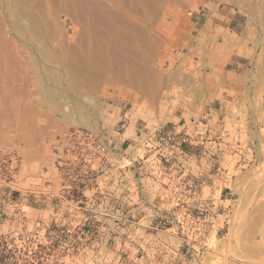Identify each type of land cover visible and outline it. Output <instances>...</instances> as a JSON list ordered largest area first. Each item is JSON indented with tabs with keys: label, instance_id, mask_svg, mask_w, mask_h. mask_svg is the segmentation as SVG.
<instances>
[{
	"label": "rangeland",
	"instance_id": "374dc122",
	"mask_svg": "<svg viewBox=\"0 0 264 264\" xmlns=\"http://www.w3.org/2000/svg\"><path fill=\"white\" fill-rule=\"evenodd\" d=\"M102 1L117 9L114 0ZM152 1L160 6L156 4L161 14H156V23L145 29L137 21L144 32L139 39L146 35L152 40V53L139 50L141 46L138 51L129 49V58L135 52L141 55L135 62L140 64L124 69L125 75L146 79L141 87L133 86L136 80L132 82L130 75L129 81L121 80V65L110 57L113 49L121 51V43L109 36L106 47L100 48L109 57L102 75L92 78L90 65L86 77L75 81L77 92L67 82V45L82 50V42H89L90 54L96 49V36L83 21L64 17L65 8H40L54 38L47 40L53 64L40 57L37 64L43 61L39 65L55 67L57 74L61 69L63 83L57 87L60 84L61 97L69 103L67 89H72L68 96H78L80 103L70 113L73 120L79 118L78 125L38 97L27 69L38 53L24 44L21 33L7 29V15L0 10V42L5 40L0 43V85H9L0 89L10 88L9 94L0 90V264H147L137 258L142 251L150 256L149 264H264V0ZM239 6L249 11L253 6L249 22ZM212 9L222 25L214 21L202 32ZM234 18L236 32L227 26ZM9 45L22 47L19 56ZM84 95L95 105L88 109ZM182 121L183 128H177ZM64 127L72 133L61 146L57 140ZM174 132L176 146L169 142ZM184 134L187 139L182 141ZM120 164L121 188L114 169ZM143 170L157 180H140ZM68 185L74 189L71 196ZM85 190L93 209L70 208L84 203ZM140 190L152 207L148 219L137 213ZM108 191L112 196L103 199ZM105 204L109 209L121 207V212H109L106 220L101 216ZM115 217H121L119 229L111 226ZM102 221L109 226H102ZM249 228L255 230L254 250L246 241ZM122 242L133 255L120 260Z\"/></svg>",
	"mask_w": 264,
	"mask_h": 264
},
{
	"label": "bare ground",
	"instance_id": "6f19581e",
	"mask_svg": "<svg viewBox=\"0 0 264 264\" xmlns=\"http://www.w3.org/2000/svg\"><path fill=\"white\" fill-rule=\"evenodd\" d=\"M157 1V0H155ZM160 1V0H159ZM167 2V0H165ZM174 1V0H173ZM178 1V0H177ZM182 1V0H181ZM219 1V0H218ZM240 1V0H238ZM115 2V7H117V9H112L111 6H106V4H103V1L102 0H0V10H2V13L4 15H7V29L9 27V31L11 29V31H13V33H17L20 35V33L22 34L21 36L23 37L22 41L23 42H26L24 43L25 45H30L32 47L31 49V52L32 50L33 51H37L36 54H37V57H31L30 58V64L28 65V62H27V66H28V70H29V75H30V78L33 79L31 82L35 81V85H36V90H37V93H38V97L39 98H42L43 101H45L47 104L51 105V107L53 108H56L58 109L57 112H60L62 114V116L65 118H69L72 117L71 116V110L72 109H75L76 106L78 105V103H80L78 101V98H75V97H78L77 95L74 97L72 96V94H70L68 96L69 93H71L70 91L74 88H76L78 85V82H75L76 80H79V78L83 79L84 77H86L87 75V71L90 69V65L92 66L91 70V75H93L92 78H95V77H99L101 74L100 70L102 68V65L103 67L105 66V62L109 59V57H106L104 56L105 54L102 53V49L100 48H103L104 45H106L107 43V38L109 36H112L114 37L115 39L117 40H120L119 43H121L120 45H117V49H120L121 47V51H116L115 49H113V54L110 56L112 57L115 62L118 63V65H121V80H127L129 81V78H131V81L133 82L134 80H139L138 83L136 82H133L134 83V87H141V82H143V80H141L142 78L139 77V79H134V75L131 76L130 74H127V75H130L131 77L129 78H126L127 75L124 74V69H126L125 67L128 66V64L130 65H134V63L136 61H139L137 58L140 59L141 55L137 52L133 53V55H131V57L129 58L128 55H127V51L129 52L132 48V50L135 48L137 49L138 51V46H141L139 50H142V51H145V53L147 52L149 55L152 53V49H153V43L149 40V38L147 39L146 38V35L145 37H143V39H139L141 38L144 34L143 31H139V30H142V28L137 25V21H142V26H144L145 29H151L152 28V25L154 23H156L155 19H157V15H159V13H157V8H159L160 6L155 3L154 1L152 0H114ZM155 3V6L153 5ZM259 2V0H258ZM161 3V2H160ZM253 3V1H252ZM251 3V4H252ZM43 4L47 5V6H50L51 4H57L59 5V7H63L65 8V10L63 12L64 14V17H66L69 21L75 23L76 20H79L80 22L83 21L84 23L83 24H86L87 26H90L91 29H92V32H94L93 34L96 36V40L92 37V39H94L95 41V47L96 49L93 50L92 52L93 53H88V45H89V42H82L83 44V47L84 49L82 50H79V48H72L70 47V45H67L66 43H64L65 45L68 46V50L70 51V53H67L69 54L67 58H65L64 60V63L66 65V68L68 70H66V77L68 75L69 77V80L67 81L69 84H70V87H72V89H67V97H69L68 99L71 100V103H69L65 98L63 99L61 97V90L59 89V85L57 87V84L58 83H61L62 82V79L64 78L62 73L59 74L61 72V69L58 70V74H57V69L56 71H54L55 67L51 69H48V68H43L42 65H39L41 64V62L43 61H40L38 64H37V60L39 59V57L42 59V60H50V57H49V50L47 49V40L50 39L52 36H51V30L48 31L49 29L45 28L47 26V24L44 23V17L47 18L44 14L45 13H42L43 10H41L40 8L43 7ZM156 4L159 6V7H156ZM162 4V3H161ZM249 4V3H248ZM51 5V6H52ZM56 5V6H57ZM170 5V4H169ZM236 5V4H235ZM129 6H131L132 8H130ZM154 6V7H153ZM262 6V5H261ZM55 7V6H54ZM54 7H51L52 9H54ZM174 7V6H173ZM256 7V6H255ZM45 8V6H44ZM50 8V7H49ZM58 8V7H57ZM169 8V7H168ZM249 8V7H248ZM247 8V9H248ZM250 8H251V5H250ZM258 8V7H257ZM264 8V7H263ZM46 9V8H45ZM145 9L146 12H144L143 10ZM162 9V8H161ZM172 9V8H171ZM217 9V8H216ZM238 11L240 14L243 15V17H246L247 19V22H249L251 20V10L253 9V6H252V9L249 11L247 9H244L243 7L239 6L238 7ZM142 10V11H140ZM254 10V9H253ZM172 11V10H171ZM170 11V12H171ZM210 11V10H209ZM255 11V10H254ZM44 12V11H43ZM143 12V13H141ZM160 12V11H158ZM162 12V11H161ZM237 12V11H236ZM165 13V12H164ZM256 14V12H254ZM54 14V13H52ZM255 14H253L255 16ZM3 15V16H4ZM44 15V16H43ZM49 15V14H48ZM161 15V14H160ZM159 15V16H160ZM2 16V17H3ZM218 16V13L217 11L215 10H211L210 11V16L209 18H207L206 20V23H205V28H208L209 26H211V22L216 19V17ZM252 16V18L254 17ZM258 16V14L256 15ZM5 19V18H4ZM158 20V19H157ZM255 20V19H254ZM264 21V20H263ZM2 21H0L1 23ZM48 22V20H47ZM46 22V23H47ZM52 23V22H51ZM51 23H48V27H50L51 29L53 28L52 25H50ZM82 23V22H81ZM45 24V26H44ZM82 24V25H83ZM140 24V23H139ZM2 26V24H0ZM77 25H79L77 23ZM141 25V24H140ZM0 26V27H1ZM52 26V27H51ZM80 26V25H79ZM137 26V27H136ZM157 26V25H156ZM159 26V25H158ZM260 26V25H259ZM85 27V26H84ZM47 29V30H46ZM80 29V27H79ZM83 29V28H82ZM90 29V28H89ZM126 29V32H127V29H130V31L135 34H132L130 32L129 33H126L124 30ZM163 29V28H162ZM258 29V28H257ZM75 30V29H74ZM86 30V29H84ZM88 30V29H87ZM144 30V29H143ZM54 32V30H52ZM78 31V30H77ZM80 31V30H79ZM83 31V30H82ZM164 31V29H163ZM2 32V31H1ZM0 32V33H1ZM6 32V31H5ZM59 32V31H58ZM91 32V33H92ZM146 32H148L146 30ZM4 33V32H3ZM8 31L5 33L7 34ZM12 33V32H11ZM89 33V32H87ZM86 33V36L88 35ZM89 33V34H91ZM151 33V32H150ZM256 33V32H255ZM50 34V36H49ZM82 34V33H81ZM85 34V33H84ZM258 34V33H257ZM10 35V34H9ZM16 35V34H14ZM92 35V36H94ZM17 36V35H16ZM89 36V35H88ZM148 36V35H147ZM150 36V35H149ZM148 36V37H149ZM155 36V35H154ZM84 37V38H83ZM83 39H85V35H83ZM139 39V40H143V44L139 45V40L138 41H135L136 38ZM157 37V36H156ZM1 38V37H0ZM5 38V36H4ZM18 37H16L17 39ZM21 38V37H20ZM19 38V40L21 41V39ZM77 38V37H75ZM79 38V39H81ZM90 38V37H89ZM15 39V38H14ZM13 39V40H14ZM54 39V38H53ZM52 38L50 40H53ZM62 39V38H61ZM72 39V38H70ZM91 39V40H92ZM105 39V40H104ZM112 39V38H110ZM136 39V40H137ZM151 39V38H150ZM232 39V38H230ZM2 42L3 39H1ZM18 40V39H17ZM66 40V38H64V41ZM74 40V39H72ZM76 40V39H75ZM82 40V39H81ZM80 40V42H81ZM87 40V39H86ZM157 40V39H156ZM155 40V41H156ZM63 41V40H62ZM83 41V40H82ZM159 41V40H158ZM254 41V40H253ZM0 42V43H2ZM15 42V41H13ZM52 42V41H51ZM61 42V41H60ZM66 42V41H65ZM71 42V41H70ZM90 42H93V41H90ZM114 42V41H113ZM115 42H118V41H115ZM157 42V41H156ZM261 42V41H260ZM10 43V42H9ZM8 41H7V44H9ZM53 43V42H52ZM111 43V42H110ZM117 43V44H119ZM230 43V42H229ZM60 44V43H59ZM62 44V43H61ZM73 44V42H72ZM71 44V45H72ZM81 44V43H80ZM3 45V43H2ZM11 45H12V42H11ZM9 45V47H11V51H16L15 54L18 52L17 50H20L21 48L18 47V49L14 48L13 46ZM15 45V44H13ZM24 45V46H25ZM65 45H63L65 47ZM78 45H79V42H78ZM113 45V44H112ZM157 45V44H156ZM5 46V44H4ZM3 46V47H4ZM60 46V45H59ZM62 46V45H61ZM62 46V47H63ZM66 46V47H67ZM93 46V45H92ZM116 46V45H115ZM160 46V45H159ZM2 47V48H3ZM16 47V46H15ZM56 47V46H55ZM70 47V48H69ZM106 47V46H104ZM134 47V48H133ZM8 48V47H6ZM26 48V47H25ZM72 48V49H71ZM92 48V47H91ZM4 49V48H3ZM2 49V50H3ZM9 49V48H8ZM9 49V51H10ZM15 49V50H14ZM30 49V48H29ZM53 49V48H52ZM98 49V50H97ZM104 49V48H103ZM111 49V48H110ZM200 49V48H199ZM229 49V48H228ZM7 50V49H6ZM27 50V49H26ZM102 50V51H101ZM133 50V51H134ZM21 51V50H20ZM68 51V52H69ZM108 51V50H107ZM2 52V51H1ZM7 52V51H6ZM23 52V51H22ZM105 52V51H104ZM10 53V52H8ZM14 54V52H11V54ZM25 53V52H24ZM35 53V52H33ZM55 53V52H54ZM108 53V52H107ZM106 53V54H107ZM144 53V52H143ZM1 54V53H0ZM21 54V53H20ZM23 54V53H22ZM35 54V56H36ZM66 54V53H65ZM111 54V53H110ZM129 55L132 54L131 53H128ZM2 55V54H1ZM10 55V54H9ZM18 55V53H17ZM24 55V54H23ZM140 55V57H138ZM14 56V55H13ZM19 56V55H18ZM17 56V57H18ZM56 56V55H55ZM148 56V55H147ZM9 57V56H8ZM6 58V57H5ZM14 58V57H13ZM12 58V59H13ZM19 58V57H18ZM38 58V59H37ZM144 58V57H143ZM153 58V57H152ZM9 59H11V56L9 57ZM12 59L10 61H12ZM15 59V58H14ZM28 59V58H26ZM22 60V59H21ZM143 60V59H142ZM140 60V61H142ZM14 61V60H13ZM27 61V60H26ZM113 61V60H112ZM6 62V61H5ZM18 62V61H17ZM15 62V64L17 63ZM45 62V61H44ZM109 62V61H108ZM149 62V61H148ZM46 63V62H45ZM138 63V62H137ZM143 63V62H142ZM145 63V62H144ZM153 63V62H152ZM264 63V62H263ZM2 64V63H1ZM0 64V65H1ZM9 64V63H7ZM18 64V63H17ZM49 64V63H48ZM53 63L51 62V65ZM115 64V63H114ZM136 64V63H135ZM140 64V63H138ZM138 64H136L135 66H138ZM11 65V64H10ZM13 65V64H12ZM19 65V64H18ZM24 65V64H22ZM44 65V64H43ZM130 65L128 67H130ZM146 65V63H145ZM144 65V66H145ZM15 66V65H14ZM46 66L49 67V65H47L46 63ZM55 66V65H54ZM61 66V65H60ZM16 67V66H15ZM24 67V66H23ZM118 67V66H117ZM133 67V66H132ZM146 67V66H145ZM2 68V67H0ZM43 68V69H42ZM26 69V70H27ZM120 69V68H119ZM17 70V69H16ZM19 70V69H18ZM17 70V71H18ZM24 69L22 68V71ZM97 70V72H96ZM98 70H99V73H98ZM132 70V69H131ZM3 71V70H2ZM60 71V72H59ZM13 72V71H12ZM28 72V71H27ZM94 72V73H92ZM132 72V71H131ZM1 73V71H0ZM2 74V73H1ZM13 77L16 76L15 73H13ZM20 74V73H19ZM22 74V73H21ZM177 74V73H176ZM90 75V77H91ZM106 75V74H105ZM155 75V74H154ZM157 75V74H156ZM5 76V75H4ZM12 76V75H11ZM25 76V75H24ZM23 76V77H24ZM28 76V75H26ZM173 76V75H172ZM176 77H178L177 75H175ZM173 76V78L175 77ZM17 77V76H16ZM133 77V78H132ZM136 77V76H135ZM29 78V77H28ZM102 78V77H101ZM119 78V79H120ZM126 78V79H125ZM141 78V79H140ZM6 79V78H4ZM14 81H16V78H13ZM12 79V80H13ZM19 79V78H18ZM24 79V78H22ZM67 78H65L66 80ZM133 79V80H132ZM176 79V78H175ZM184 79V78H183ZM30 79H28L29 81ZM97 80V79H96ZM99 80V79H98ZM146 80V79H145ZM144 80V81H145ZM13 81V82H14ZM25 81V80H23ZM27 81V80H26ZM84 81V80H83ZM156 81V80H155ZM10 82V81H9ZM22 82V81H21ZM66 82V81H65ZM90 82V81H88ZM95 82V81H94ZM140 82V83H139ZM168 82V80H167ZM181 82V81H180ZM193 82V81H192ZM2 83V82H1ZM6 83V82H4ZM30 83V82H28ZM63 83V82H62ZM67 83V86H69ZM76 83V84H75ZM126 83V82H124ZM16 84V83H15ZM24 84V83H23ZM143 84V83H142ZM187 84V83H186ZM22 85V84H21ZM56 85V86H54ZM65 85V84H64ZM76 85V86H75ZM150 85V84H149ZM4 87L3 85H0V88ZM9 86L8 84L5 85V87ZM4 87V88H5ZM79 87V86H78ZM89 87V86H88ZM169 87V86H168ZM4 88H2L3 90L1 91H6L4 90ZM35 88V87H33ZM65 88V87H64ZM63 88V89H64ZM69 88V87H68ZM93 88V87H92ZM134 88V89H135ZM23 89V88H22ZM83 89V88H82ZM94 89V88H93ZM92 89V90H93ZM9 92H10V88L8 89ZM5 92L7 94H9V92ZM13 90V91H12ZM11 92H13V96L14 97V89H12ZM24 90V89H23ZM26 90V89H25ZM70 90V91H69ZM76 92H77V89H75ZM161 90V89H160ZM69 91V93H68ZM197 91V90H196ZM74 92V90H73ZM74 92V93H76ZM79 92L81 91H78V94ZM151 92V91H150ZM156 92V91H155ZM27 93V92H26ZM25 91L23 94H26ZM35 93V92H34ZM33 93V94H34ZM159 93V91L157 90V94ZM63 94V93H62ZM81 94V93H80ZM79 94V95H80ZM163 94V93H162ZM12 95V94H11ZM36 95V94H35ZM151 95V93H150ZM0 96H1V92H0ZM3 96V95H2ZM24 97H26L25 95H23ZM37 96V95H36ZM16 97V96H15ZM14 97V98H15ZM71 97V98H70ZM74 97V98H73ZM83 97V101H86V106L88 108V106H90V104H94V99L89 97V96H82ZM81 97V98H82ZM30 98V97H29ZM61 98L63 100H61ZM98 98V97H97ZM152 98V97H151ZM11 99V98H10ZM41 99V100H42ZM14 100V99H12ZM32 100V99H31ZM81 101V100H80ZM161 102V101H160ZM15 103V102H14ZM33 103V101H32ZM83 103V102H82ZM81 103V106H84L82 105ZM152 103V102H151ZM16 104V103H15ZM14 104V105H15ZM80 105V104H79ZM95 105V104H94ZM92 105V106H94ZM30 106V105H29ZM90 106V107H92ZM19 107V106H18ZM85 107V106H84ZM83 107V108H84ZM15 108V106H14ZM26 108H28L26 106ZM20 109V107H19ZM55 109V110H56ZM89 109V108H88ZM8 110V109H7ZM14 110V109H13ZM27 110V109H26ZM77 111V110H76ZM87 111V109H86ZM18 113V111H16ZM15 112V113H16ZM29 112V111H28ZM79 112V111H78ZM5 112H3L4 114ZM40 113V112H39ZM1 114V113H0ZM9 114V113H8ZM75 115V114H74ZM84 116H88V112H85ZM61 118V117H60ZM59 118V119H60ZM83 118V117H82ZM62 120V118H61ZM69 120V119H67ZM79 120V118H78ZM78 120L74 119L73 120V117L72 119L70 120V122L74 125H78L79 122ZM84 120V119H83ZM231 120V119H230ZM82 124V123H81ZM83 125V124H82ZM1 128V127H0ZM36 128V127H35ZM65 128V127H64ZM61 131H62V128H60ZM1 130V129H0ZM38 132V131H37ZM65 132V135L63 136V133ZM71 130H69V128H65V130H63L61 132V134L59 135L61 137V140H57L58 141V145H65L68 143L69 141V137L71 136ZM92 135V134H90ZM262 152V151H261ZM262 169V168H261ZM264 169V168H263ZM260 179V178H259ZM259 187V186H258ZM255 188V187H254ZM239 200V199H238ZM264 200V199H263ZM264 205V204H263ZM255 206V205H254ZM260 216V215H259ZM258 217V215H257ZM250 229V228H249ZM248 229V230H249ZM255 232V230L253 229H250L247 233V239L246 241L250 242L248 244H251L252 247L250 248V250H254L256 249V242L252 241L251 240V236L252 234ZM232 234V233H231ZM230 233H228V235H231ZM227 235V237H228ZM230 237V236H229ZM228 237V238H229ZM244 240V239H243ZM245 247V245H244ZM250 247V245H249ZM228 248V247H227ZM246 248V247H245ZM248 248V247H247ZM246 248V249H247ZM249 250V248H248ZM256 253V252H254ZM250 256V255H249ZM256 261V260H255ZM262 263V262H261ZM260 263V264H261Z\"/></svg>",
	"mask_w": 264,
	"mask_h": 264
},
{
	"label": "built area",
	"instance_id": "2783aa9c",
	"mask_svg": "<svg viewBox=\"0 0 264 264\" xmlns=\"http://www.w3.org/2000/svg\"><path fill=\"white\" fill-rule=\"evenodd\" d=\"M65 135V132L63 133V136ZM176 133L174 132V136L173 137H169V139L171 140V141H169L173 146H176V144L177 143H175V137H176ZM185 139H187V136H186V134H184L183 136H182V141L183 140H185ZM121 161V160H120ZM139 164H142L143 165V162H139ZM141 165V167L140 168H138V169H142L143 168V166ZM1 167H2V162H1V160H0V169H1ZM114 169H116L117 170V173H118V176H117V185L116 186H119L120 188H121V164L120 165H115L114 166ZM165 176V175H164ZM146 178H151L153 181H155V180H157L156 179V177L155 176H153L152 174H149V173H146V171L145 170H143V172H142V175H141V177H139V179L140 180H143V179H146ZM66 190L68 191L67 192V194H68V196H71L72 195V192H73V190L74 189H71V185H68L67 186V188H66ZM65 190V191H66ZM86 191L87 190H85V191H83L82 192V199L84 200V203H82V201H81V205H78V204H75V203H73V205H70V208H73V207H77V206H80V208H82V210L84 211V210H87V209H89V210H91V209H93V199L91 198V199H89V196H88V194L86 193ZM112 193L113 192H109L108 191V193H104V195L105 196H103L102 198L104 199L105 197H107V196H109V197H111L112 196ZM102 194V193H101ZM101 194H100V196H101ZM62 196H65V195H62ZM140 197V201H141V203L139 204L140 205V207L142 208V215H143V217H146L147 219L149 218V216L150 215H147V210H148V208L150 209V208H152L151 207V205H150V203H148L149 202V200H147L146 198H144L145 197V195H143V192L140 190V195H139ZM108 200H109V198H108ZM107 200V201H108ZM147 200V201H146ZM107 201H103L102 200V204H104L105 202H107ZM92 202V203H91ZM89 205V206H87V205ZM104 207H103V209L104 210H102V214H101V216L104 218V219H106V220H110L109 219V215H108V213L109 212H113V213H119V212H121V207H118V208H116V209H114V208H111V209H109L110 207V205H107V204H105V205H103ZM154 209H155V211H157V209L155 208V207H153ZM147 215V216H146ZM153 218H154V216H151V219L153 220ZM103 219V220H104ZM150 219V220H151ZM105 224V222L104 221H102V226ZM104 226H109V224H105ZM111 226H113V229L115 228V229H119L120 227H121V217L119 218H116L115 217V219H113V221H112V224H111ZM150 226H153V224H150ZM74 227L75 226H71V224H70V229H74ZM69 228V227H68ZM110 232H113V231H110Z\"/></svg>",
	"mask_w": 264,
	"mask_h": 264
},
{
	"label": "crops",
	"instance_id": "0c3cea01",
	"mask_svg": "<svg viewBox=\"0 0 264 264\" xmlns=\"http://www.w3.org/2000/svg\"><path fill=\"white\" fill-rule=\"evenodd\" d=\"M200 13V12H199ZM194 17L195 18H197L198 17V14L196 13L195 15H194ZM192 18V17H191ZM207 18H208V16H207ZM214 21H218L219 22V24H221L222 25V23H221V19L218 17H216V19H214L212 22H211V25L213 24V22ZM206 23V22H205ZM234 25L235 27H231V25ZM232 25V26H233ZM228 27L230 26V30H232L233 32H236V31H238V24H237V22H236V20H235V18L234 19H232V20H230V22L228 23V25H227ZM206 29L207 28H205V24H203V26H202V28L200 29L202 32H204V31H206ZM209 29V28H208ZM236 30V31H235ZM182 124H180V123H178L179 125H177V128H179V127H182L183 128V126H184V121H182L181 122ZM175 128V127H174ZM181 128V129H182ZM129 128H127V131L126 132H129ZM186 131V130H185ZM187 132H188V130H187ZM137 208V213H139L140 214V217H143V215H142V208L140 207V205L139 206H137L136 207ZM141 242L143 241V240H140ZM115 244H116V241L114 242ZM122 248H121V251H120V260H121V257H124V258H128L129 256H131V255H133L132 254V251L130 250V249H126V247H125V242H122ZM154 244L152 243V244H149L147 247H148V251H151L154 247ZM137 250L139 251L140 249L139 248H137ZM137 253H135V257H137ZM138 259H140V258H144V260H145V263H147V264H149V263H151V259H150V256L147 254V252L145 253L144 251H142V255L140 256V257H137Z\"/></svg>",
	"mask_w": 264,
	"mask_h": 264
}]
</instances>
